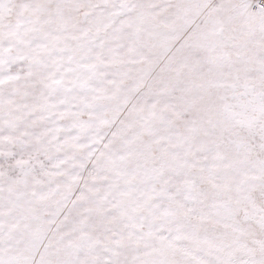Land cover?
Masks as SVG:
<instances>
[{
  "label": "snow or ice",
  "instance_id": "obj_1",
  "mask_svg": "<svg viewBox=\"0 0 264 264\" xmlns=\"http://www.w3.org/2000/svg\"><path fill=\"white\" fill-rule=\"evenodd\" d=\"M0 264H264V0H0Z\"/></svg>",
  "mask_w": 264,
  "mask_h": 264
}]
</instances>
